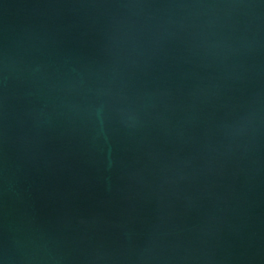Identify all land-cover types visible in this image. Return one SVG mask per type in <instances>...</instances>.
I'll return each instance as SVG.
<instances>
[{
    "label": "water",
    "instance_id": "95a60500",
    "mask_svg": "<svg viewBox=\"0 0 264 264\" xmlns=\"http://www.w3.org/2000/svg\"><path fill=\"white\" fill-rule=\"evenodd\" d=\"M0 264H264V0H0Z\"/></svg>",
    "mask_w": 264,
    "mask_h": 264
}]
</instances>
